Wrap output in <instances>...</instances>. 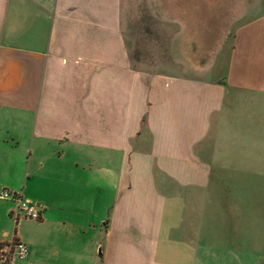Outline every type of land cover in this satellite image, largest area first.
<instances>
[{"label":"crops","instance_id":"crops-1","mask_svg":"<svg viewBox=\"0 0 264 264\" xmlns=\"http://www.w3.org/2000/svg\"><path fill=\"white\" fill-rule=\"evenodd\" d=\"M218 2L226 29L206 47L223 50L194 63L174 38L183 69L163 71L131 57L123 0H0V193L40 204L39 227L60 209V264H264L201 233L214 178L251 173L239 147L264 144V0ZM17 203L0 197L6 252Z\"/></svg>","mask_w":264,"mask_h":264},{"label":"rangeland","instance_id":"rangeland-1","mask_svg":"<svg viewBox=\"0 0 264 264\" xmlns=\"http://www.w3.org/2000/svg\"><path fill=\"white\" fill-rule=\"evenodd\" d=\"M218 5V0H187L173 4L168 0H123V29L131 57L148 67L164 71L169 65L177 64L172 61L171 45L174 38L180 37L189 43V48L185 50L188 59L194 63L206 60L209 58L208 53L215 49L206 47L208 42L213 39L219 41L220 35L223 36L220 32L226 29L225 18L222 25V18L218 15ZM197 19V22H191ZM202 21L208 22L207 29L198 26L197 31L200 32L189 33L190 29ZM229 28L224 33L227 43L232 42L233 25ZM222 50L215 49L214 57ZM177 65V70L181 71L183 64ZM248 105H256V102ZM239 121L248 123L244 119ZM239 148L243 158H257L255 168L251 173L245 172L238 177L222 178L223 182H217L218 178H214V189L221 191L223 187V191L208 193V208L200 215L205 224L201 233L209 239L208 243L213 247L217 244L219 249L233 250L234 247L242 254L247 251L264 255V144L244 145ZM234 159L236 162L239 160V153H236ZM227 181L236 182L234 185L238 187L234 192H230L232 186ZM18 206L19 204L12 215V235L7 238L11 243L8 254L12 251L17 229V233L23 230L31 237H37L33 247L28 246L27 260L41 261V264H60V261L65 263L73 260L68 249H72L71 238L67 232L60 233V209L54 208L50 213L53 224L39 227V220L26 218L24 215L19 217ZM12 258L13 260L3 258L0 264H21L23 260L17 250ZM249 261L254 264L253 260Z\"/></svg>","mask_w":264,"mask_h":264},{"label":"built area","instance_id":"built-area-1","mask_svg":"<svg viewBox=\"0 0 264 264\" xmlns=\"http://www.w3.org/2000/svg\"><path fill=\"white\" fill-rule=\"evenodd\" d=\"M0 197L5 198V199H16L18 201L19 206H18L17 211H18L19 217L24 215L26 218H31L35 220L42 219V212L40 208L38 207V205L32 202L31 200L23 197V195L11 192L8 189H4L1 191ZM11 249L12 251L9 252V254L6 252L7 249L6 250L4 249V251L1 250L2 252L1 256L5 258V260L6 259L8 260L9 258L12 260L13 253L16 250L18 251L21 258L25 257L29 251L28 245L18 239L15 240Z\"/></svg>","mask_w":264,"mask_h":264},{"label":"trees","instance_id":"trees-1","mask_svg":"<svg viewBox=\"0 0 264 264\" xmlns=\"http://www.w3.org/2000/svg\"><path fill=\"white\" fill-rule=\"evenodd\" d=\"M4 248V245L2 244L1 248H0V261L3 260V257L1 256V250ZM7 263H10V262H7Z\"/></svg>","mask_w":264,"mask_h":264},{"label":"water","instance_id":"water-1","mask_svg":"<svg viewBox=\"0 0 264 264\" xmlns=\"http://www.w3.org/2000/svg\"><path fill=\"white\" fill-rule=\"evenodd\" d=\"M38 205H40V204H38Z\"/></svg>","mask_w":264,"mask_h":264}]
</instances>
